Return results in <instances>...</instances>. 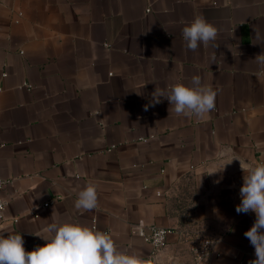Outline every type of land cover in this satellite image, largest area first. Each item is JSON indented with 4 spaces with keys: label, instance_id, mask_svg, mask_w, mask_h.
<instances>
[{
    "label": "crops",
    "instance_id": "0c3cea01",
    "mask_svg": "<svg viewBox=\"0 0 264 264\" xmlns=\"http://www.w3.org/2000/svg\"><path fill=\"white\" fill-rule=\"evenodd\" d=\"M198 16L218 35L192 52L182 30ZM260 53L264 0H0V229L30 251L59 215L115 232L146 264H250L255 213L235 209L239 160L264 162ZM193 76L217 90L204 118L150 104ZM89 183L98 206L77 211ZM139 220L174 231L156 250L132 232ZM182 231L220 237L197 262Z\"/></svg>",
    "mask_w": 264,
    "mask_h": 264
},
{
    "label": "clouds",
    "instance_id": "9594fccd",
    "mask_svg": "<svg viewBox=\"0 0 264 264\" xmlns=\"http://www.w3.org/2000/svg\"><path fill=\"white\" fill-rule=\"evenodd\" d=\"M217 35V28L203 16L194 18L182 30L186 49L192 52L201 45L214 42ZM255 59L259 65H264V54H258ZM151 95L152 106L166 99L177 117L202 119L215 109L217 90L210 83H202L200 76H193L190 84L155 88ZM147 108L145 105V110ZM232 159L223 161L207 174L223 171ZM239 161L244 177L239 192L240 203L235 210L238 214L255 213V220L244 236L254 247L255 259L250 264H264V162L251 165ZM97 206V185L89 183L78 192L74 207L77 211H90ZM36 235L45 243L26 251L20 233L0 229V264H146L142 250H121L116 242L118 235L100 230L95 223H81L71 217L56 215ZM162 259V256L153 257L152 264H162Z\"/></svg>",
    "mask_w": 264,
    "mask_h": 264
},
{
    "label": "built area",
    "instance_id": "2783aa9c",
    "mask_svg": "<svg viewBox=\"0 0 264 264\" xmlns=\"http://www.w3.org/2000/svg\"><path fill=\"white\" fill-rule=\"evenodd\" d=\"M5 75L6 73L2 72V76L4 77ZM1 92L2 86H0V94ZM5 183L6 181L0 177V217L7 206V199L2 196V189ZM52 202L53 200H49L41 205L42 207H46ZM173 231L174 228L158 226L155 224H146L142 220H139L132 229V232L139 235L145 242L151 244L156 250H160L165 245L167 235ZM181 234L188 241L193 258L197 262H202L207 257L210 250L213 248L214 243L216 240H219L220 237L203 235L195 231H182Z\"/></svg>",
    "mask_w": 264,
    "mask_h": 264
}]
</instances>
